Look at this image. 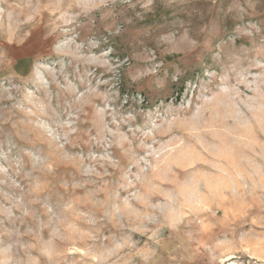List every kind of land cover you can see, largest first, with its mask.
I'll return each instance as SVG.
<instances>
[{"label": "rangeland", "instance_id": "1", "mask_svg": "<svg viewBox=\"0 0 264 264\" xmlns=\"http://www.w3.org/2000/svg\"><path fill=\"white\" fill-rule=\"evenodd\" d=\"M0 264H264V0H0Z\"/></svg>", "mask_w": 264, "mask_h": 264}]
</instances>
